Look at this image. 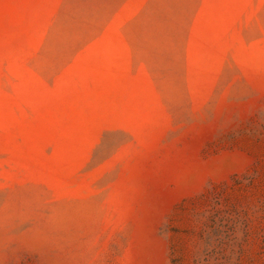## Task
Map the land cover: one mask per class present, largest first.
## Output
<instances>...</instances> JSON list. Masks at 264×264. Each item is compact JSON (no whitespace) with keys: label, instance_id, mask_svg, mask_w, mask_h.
<instances>
[{"label":"rangeland","instance_id":"374dc122","mask_svg":"<svg viewBox=\"0 0 264 264\" xmlns=\"http://www.w3.org/2000/svg\"><path fill=\"white\" fill-rule=\"evenodd\" d=\"M0 264H264V0H0Z\"/></svg>","mask_w":264,"mask_h":264}]
</instances>
